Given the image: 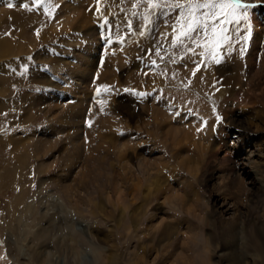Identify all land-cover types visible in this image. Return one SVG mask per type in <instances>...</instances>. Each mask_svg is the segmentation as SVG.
<instances>
[{
  "label": "rangeland",
  "instance_id": "obj_1",
  "mask_svg": "<svg viewBox=\"0 0 264 264\" xmlns=\"http://www.w3.org/2000/svg\"><path fill=\"white\" fill-rule=\"evenodd\" d=\"M243 2L254 7L238 26L228 25L232 40L219 49L227 64L249 15L264 9V0ZM6 4L0 7V165L10 160L7 152L18 153L7 163L8 185L0 184V264H181L173 257L183 262L190 254L195 264H226L232 244L216 218L222 209L216 199L234 209L237 245L264 244V178L235 160L231 144L232 133L260 138L264 129H256L255 113L250 123L242 110L239 129L230 124L242 105H233L230 81L218 83L229 73L201 46L208 39L203 30L173 46L179 10L153 11L147 0ZM195 54L200 85L199 72L167 68ZM100 85L109 88L97 95ZM38 137L49 140L50 152L36 150ZM8 138L25 144L9 148ZM255 160L264 164V155L257 151ZM60 168L66 173L57 177ZM218 174L226 183L237 178L222 191ZM54 198L60 206L44 213ZM188 208L203 250L186 247ZM162 229L168 237L159 236ZM247 251L250 264H261Z\"/></svg>",
  "mask_w": 264,
  "mask_h": 264
},
{
  "label": "bare ground",
  "instance_id": "obj_2",
  "mask_svg": "<svg viewBox=\"0 0 264 264\" xmlns=\"http://www.w3.org/2000/svg\"><path fill=\"white\" fill-rule=\"evenodd\" d=\"M8 1H12V0H2L3 3H2V6L0 5V7L1 8L6 7L3 5H7L6 3ZM15 2L17 4H20V2L22 3V0H15ZM255 6H257L256 3H255ZM1 8H0V10H1ZM2 9H4V8H2ZM21 9L23 11V8H21ZM21 9H20V12H21ZM5 10H4V12H5ZM257 10L253 11L254 12L253 15H249V19H248L249 21L246 25V28L242 30V33L240 35H238V38H237L238 41L232 45V47H231V49H232V60L230 61V63L227 64V62H223L222 61L223 58L219 59V62L216 63V66L219 70H226L227 69L228 70L227 72L229 73V76L220 75V77L217 78L218 80L220 79L218 81V83L222 82V80H223V82L226 80L230 81L231 86H232V91H231L232 97H233L232 99L235 100L233 105L234 106L242 105V108H238L237 112H233V114H236L237 116L234 119H233V117H230V124H232V126L235 130L239 129L238 120H240V119L238 118L239 117L238 113H243L242 111H244V114L249 116L247 118H248L250 123L252 122V119H253L250 117V114L255 113V117L257 119H259V120H257V121H259V124L255 125L257 127L256 129H264V105H263V101L259 100L260 97L261 98L264 97V61H263L264 60V54L262 55V53L260 52L261 55H259V51L264 50V17L260 18V14L262 12L264 13V9H257ZM15 21L18 22V24L20 23L19 20L17 21L16 17H15ZM249 28L252 29V33H251V38H250L248 49L246 48L247 50L245 51L244 39L246 37V34L248 33ZM2 49L5 51V47ZM1 55L2 54L0 53V57L3 56V55L2 56ZM196 57H197L196 54L195 55H188L181 62H179L177 66H175V64L172 62L168 65V67L167 66L166 67L168 68V70L170 72H172L174 74H183V73H185V74L191 73L192 74L193 69L196 68L197 65L200 64L199 60H196ZM52 61H54V60H52ZM1 65L4 66L5 63L2 62ZM228 65H230V66H228ZM155 70H159V69H155ZM196 72L197 73L199 72V74L197 76V83L200 85V70H198ZM239 110H242V111H239ZM94 111H96V110H94ZM22 117H23L22 115H19L20 119H22ZM199 118H197V121L200 120ZM21 121H23V120H21ZM199 125H200V122H199ZM198 133H200V131ZM231 139H232L231 140L232 148L235 150V153H236L235 160L236 161L240 160L241 162L244 160L248 164H250L251 167L255 169L254 173L259 175L258 178L260 179V182H261V180H263V178H264V164L257 163L255 159H256V152L257 151H259V153L264 155V135H262L260 138H256L255 136L252 137L251 135L248 136L245 134L244 136H240L237 133H232ZM242 139H244L243 143H242ZM237 141H239V142H237ZM6 143H8L7 146L9 148H16L19 145L22 146L25 144L24 142H22V139H20V138H13V139L8 138V142H6ZM49 143H50L49 140H47V139L45 140L43 138L41 139L38 137V139L35 142V144H37L36 150L42 149L43 152L49 151V149L51 148ZM4 145H5V141H4ZM247 146H249V147H247ZM7 153L9 155L8 158L10 157V160H12L15 158V155L18 152L11 151V152H7ZM9 161L7 163H9ZM7 163H5L4 165H0V175L2 176V178L0 179L1 180L0 184L2 186L8 185L7 177H10L12 175L11 168L10 169L8 168L9 165ZM54 163H56V162H54ZM54 163H50V165H48L46 167V169L52 168V166L55 165ZM40 170H42V169L40 168L39 170H37L38 174H39V172L41 173ZM60 171H61L60 173H57V177H62L66 173L65 172L66 170L64 168H60ZM222 175L223 174H218L216 177V179H218L219 182L222 183L221 184V190L226 188L227 184H228V186L232 185L234 183L233 181L237 178V175L235 174L236 176L234 178H232L229 183H226L224 181ZM4 178H6V179H4ZM224 178H226V177H224ZM57 184L60 186V184H61L60 181ZM262 184H264L263 181H262ZM68 190H69V188H68ZM62 191L63 192L66 191L64 186H63ZM47 197H49V196H47ZM14 199L16 201H18V198H14ZM215 202H216L215 205L217 204L219 206V208H222L221 210L218 211V215L216 218L218 219L219 223L221 222V224H223L224 230L223 229H221V230L224 231V233H228V235H229L228 242L230 244H232V246L227 248V251L224 254L225 260L227 262L226 264H250V262L247 259V255L249 254L247 251L248 248H250V250L254 251V253L252 254V256H254V260L259 258L261 260V264H264V244L260 243L258 240L253 239L250 243V247L244 244L243 247H246V248L242 249V245L238 244V245H240L238 248V245H237L238 242L236 241V239L234 241V238H235L236 232H237L236 231L237 221L235 220V218L237 216L234 214V209L230 208L229 206H225L226 203H225L224 199H222V200L216 199ZM51 204L53 206H56V207L60 206V203H59V201H57L56 198L52 199V203H50L49 201H46L43 204V208H44L43 212L44 213L49 212V210L52 208V207H49V205H51ZM231 204H233V203H231ZM229 205H230V203H229ZM27 207H28V205H27ZM44 213H43V216H45ZM132 213H134V212H132ZM226 214H230V216L228 215L229 217H225ZM186 215H189L190 218H188V217L187 218L191 219L190 221H187L190 223L188 228H189V232L191 233V235L186 237V243H187L186 247L188 250H190V248L192 249L193 244L195 247H198L200 245V248L203 250V247L205 248V246H207L205 239L199 238L197 235H194L195 231H196V233H197V231H200L198 228V225L195 224V220L197 217L195 216V214L193 213V210L191 208L187 209ZM154 216L158 217V214L156 213ZM159 236L168 237L169 234L166 232L165 229H162V231L159 233ZM190 237H192V238H190ZM196 241H199V244L196 243ZM233 241H234V244H233ZM182 249H184V248L182 247ZM201 249H200V252L202 251ZM173 252L174 251H172L171 255H169V258L173 257ZM179 255H182V253ZM196 256H195V254L194 255L193 254L186 255V256H184V257H186L185 258L186 260H184L183 262L180 261L181 259L177 260V257H173V260H174V262L178 261L177 263L180 262L181 264H191V263L193 264L194 261L197 259ZM178 257L180 258V256H178Z\"/></svg>",
  "mask_w": 264,
  "mask_h": 264
},
{
  "label": "snow or ice",
  "instance_id": "obj_3",
  "mask_svg": "<svg viewBox=\"0 0 264 264\" xmlns=\"http://www.w3.org/2000/svg\"><path fill=\"white\" fill-rule=\"evenodd\" d=\"M37 2H43V0H37ZM148 7L153 11L177 9L180 12L173 27V35L171 42L173 46L182 45L184 38L192 36L197 30H203L204 36L207 39V43L201 45L208 49L211 53L212 59L217 63L220 59L219 49L222 45H230L232 40V34L228 25L238 26L243 20L248 18V9L254 7V5L245 3L243 0H187L186 3L172 2V0H147ZM23 7L27 8V4H23ZM8 7H12L11 4ZM206 10L202 13L199 10ZM99 11V9H97ZM146 23H151L148 16L144 17ZM179 25V28L176 27ZM131 27V25H130ZM209 29H211L209 33ZM141 36L143 32L139 33ZM193 43H198L197 40H193ZM193 49L189 47L188 51ZM157 55L159 51L157 50ZM204 55V53H201ZM153 64L156 61H152ZM199 70V65L193 69V75ZM108 85H100L97 88V95L100 92L107 91ZM128 91V89H125ZM144 95V93H138ZM219 120L220 118L217 117ZM90 123V122H89ZM199 130V129H198Z\"/></svg>",
  "mask_w": 264,
  "mask_h": 264
}]
</instances>
